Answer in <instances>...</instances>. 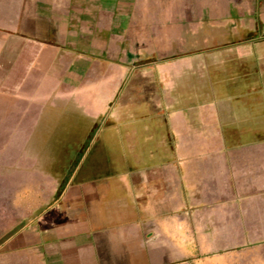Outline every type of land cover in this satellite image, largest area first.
Listing matches in <instances>:
<instances>
[{
    "label": "crops",
    "instance_id": "0c3cea01",
    "mask_svg": "<svg viewBox=\"0 0 264 264\" xmlns=\"http://www.w3.org/2000/svg\"><path fill=\"white\" fill-rule=\"evenodd\" d=\"M134 10L0 0V264H264V138L224 140L264 136V34L227 49L257 61L247 96L187 105L221 52Z\"/></svg>",
    "mask_w": 264,
    "mask_h": 264
},
{
    "label": "rangeland",
    "instance_id": "374dc122",
    "mask_svg": "<svg viewBox=\"0 0 264 264\" xmlns=\"http://www.w3.org/2000/svg\"><path fill=\"white\" fill-rule=\"evenodd\" d=\"M113 8L119 11V14L124 15L127 10L134 6L135 14L143 16L149 26L151 23L158 27L159 30L177 33L183 38L189 37L188 43L192 47H203L211 43H216L226 32L236 33L237 37H244L246 31L251 29L254 32L264 34V25L255 24L253 17L248 15L249 3L246 0L243 6H237L236 0H108ZM238 1V0H237ZM129 7V9H126ZM260 8L257 10L259 11ZM241 14V15H237ZM245 13V14H242ZM251 20V23H250ZM191 36V38H190ZM208 40H207V39ZM212 40V41H211ZM262 43V39L252 41V43ZM251 43V46L254 44ZM248 49L249 43L241 41L235 44V48ZM183 50V49H182ZM181 50V51H182ZM180 51V48H177ZM164 56L160 55L159 59ZM1 124V121H0ZM22 135L17 134L14 141V158L19 163H23V158L26 152H30L29 145L24 143ZM31 139V138H30ZM5 136L0 135V148L1 143L5 141ZM31 143V142H30ZM7 145H5L6 147ZM23 146V148L21 147ZM27 146V147H26ZM32 146V144H31ZM19 147V148H17ZM26 147V148H25ZM19 150V151H18ZM9 151V150H8ZM9 153V152H8ZM5 157H10V153L4 152ZM3 154V155H4ZM2 156V158H5ZM9 159V158H8ZM0 175V182L7 183L6 169H3ZM6 174V175H3Z\"/></svg>",
    "mask_w": 264,
    "mask_h": 264
},
{
    "label": "trees",
    "instance_id": "16d2710c",
    "mask_svg": "<svg viewBox=\"0 0 264 264\" xmlns=\"http://www.w3.org/2000/svg\"><path fill=\"white\" fill-rule=\"evenodd\" d=\"M237 40L236 33L226 32L218 42L203 47H193L188 51H200L205 48L218 50L223 54L219 53L214 57L215 60L210 59L208 61V74L206 77L201 78L195 74L188 73L181 78L182 83L187 82L191 86L186 89L188 95L186 98H182L183 104L194 106L201 100H210L214 97L223 98L229 96L236 98L245 97L249 94L252 90L250 84L256 79L257 61L250 56H237L232 52H227L228 47L236 43ZM200 81H202V91H199ZM232 105L236 107V104ZM262 138H264L262 135L240 136L236 134V126L234 125L224 127V140L227 146H235L242 142Z\"/></svg>",
    "mask_w": 264,
    "mask_h": 264
}]
</instances>
